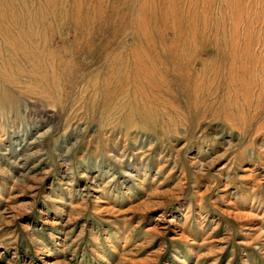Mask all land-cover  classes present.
<instances>
[{
  "label": "rangeland",
  "instance_id": "374dc122",
  "mask_svg": "<svg viewBox=\"0 0 264 264\" xmlns=\"http://www.w3.org/2000/svg\"><path fill=\"white\" fill-rule=\"evenodd\" d=\"M0 264H264V0H0Z\"/></svg>",
  "mask_w": 264,
  "mask_h": 264
}]
</instances>
